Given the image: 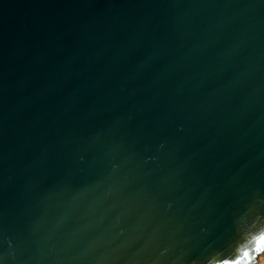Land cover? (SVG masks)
Masks as SVG:
<instances>
[{
  "label": "water",
  "instance_id": "1",
  "mask_svg": "<svg viewBox=\"0 0 264 264\" xmlns=\"http://www.w3.org/2000/svg\"><path fill=\"white\" fill-rule=\"evenodd\" d=\"M264 0H0V264H253Z\"/></svg>",
  "mask_w": 264,
  "mask_h": 264
},
{
  "label": "crops",
  "instance_id": "2",
  "mask_svg": "<svg viewBox=\"0 0 264 264\" xmlns=\"http://www.w3.org/2000/svg\"><path fill=\"white\" fill-rule=\"evenodd\" d=\"M253 264H264V250H262L256 257V261Z\"/></svg>",
  "mask_w": 264,
  "mask_h": 264
}]
</instances>
